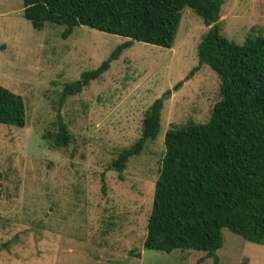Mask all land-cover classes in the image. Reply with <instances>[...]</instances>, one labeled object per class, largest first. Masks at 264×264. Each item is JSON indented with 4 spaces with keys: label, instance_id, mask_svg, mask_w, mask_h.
<instances>
[{
    "label": "rangeland",
    "instance_id": "rangeland-1",
    "mask_svg": "<svg viewBox=\"0 0 264 264\" xmlns=\"http://www.w3.org/2000/svg\"><path fill=\"white\" fill-rule=\"evenodd\" d=\"M23 12V0H0V83L27 107L25 128L0 125V264H197L202 252L153 251L144 242L166 132L209 121L221 100L218 75L205 65L173 92L159 137L129 160L122 178L110 165L141 138L153 103L199 65L210 28L185 8L172 49L135 42L60 107L64 86L127 40L84 26L64 39V27L35 30ZM219 26L238 44L252 31L264 34V0H224ZM59 111L73 135L66 149L44 138L56 132ZM223 233L221 264H264V245Z\"/></svg>",
    "mask_w": 264,
    "mask_h": 264
},
{
    "label": "trees",
    "instance_id": "trees-1",
    "mask_svg": "<svg viewBox=\"0 0 264 264\" xmlns=\"http://www.w3.org/2000/svg\"><path fill=\"white\" fill-rule=\"evenodd\" d=\"M23 2V17L35 30H43L46 24L61 26L65 28L62 37L68 39L84 26L127 40L97 69L67 83L60 107L99 80L135 42L172 49L185 8L202 18L210 29L198 47L199 65L153 103L145 115L141 138L121 150L110 169L122 178L129 160L159 137L166 101L203 66H209L221 81V100L206 123L190 121L166 132L144 249L198 251L202 253L197 264L207 259L221 264L218 251L225 229L247 242L264 245V34L252 31L243 44L224 37L219 26L224 0ZM26 124L24 98L0 83V125L25 128ZM44 138L57 149L72 143L73 135L60 111L56 132Z\"/></svg>",
    "mask_w": 264,
    "mask_h": 264
}]
</instances>
